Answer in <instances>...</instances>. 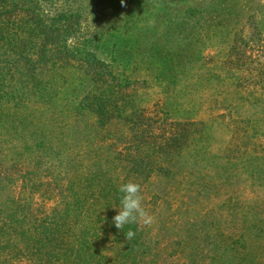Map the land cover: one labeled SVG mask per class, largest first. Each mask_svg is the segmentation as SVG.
Listing matches in <instances>:
<instances>
[{
	"label": "rangeland",
	"instance_id": "1",
	"mask_svg": "<svg viewBox=\"0 0 264 264\" xmlns=\"http://www.w3.org/2000/svg\"><path fill=\"white\" fill-rule=\"evenodd\" d=\"M67 5L81 10V25L71 20L76 33L69 47L96 51L109 63L105 80L117 89L130 82L122 98L129 101L123 116L136 109L143 118L132 126L115 117L102 126L88 110L77 112L71 105L54 112L52 103L33 95L24 97L25 105L8 106L30 114L33 121L25 128L0 127V264H236L234 252H224L227 247L240 241L242 249V242L255 246L264 241V135L250 130L264 115V0H192L167 9L150 1L139 5V0H125L124 5L101 0L42 3L49 17ZM228 10L231 18L223 23L231 36L226 41L217 35L222 26L208 24ZM201 16L203 26L193 28ZM183 22L189 31L176 29L179 37L171 36L168 28ZM137 31L161 44L170 40L176 50L188 45L194 51L166 75L159 64L150 71L148 56L143 60L142 53H123L133 47L130 37ZM100 34L99 40L87 41ZM199 37L202 43H197ZM6 59L0 50V61ZM68 62L57 77L64 80L61 93L54 96L57 104L63 97L73 104L80 94L75 85L92 77L81 55ZM169 80L178 83L174 90L180 112L163 122L159 107L169 95L164 82ZM239 95L247 99L229 106ZM206 135L212 139L203 146ZM173 136L181 140L175 143ZM218 164L230 167L232 178H220ZM130 180L141 185L143 206L154 217L151 227H139L142 242L152 249L135 250V262L119 260V246L126 239L115 241L112 225L119 211L114 207L120 206L114 203L115 189ZM17 203L27 208L24 219L15 222L18 227L34 226L54 212L57 219L67 213L94 227L106 222L110 233L94 250L96 254L103 248L102 256L71 255L51 263L19 253L16 244L21 248L25 241L6 217ZM245 264H264V257Z\"/></svg>",
	"mask_w": 264,
	"mask_h": 264
},
{
	"label": "trees",
	"instance_id": "2",
	"mask_svg": "<svg viewBox=\"0 0 264 264\" xmlns=\"http://www.w3.org/2000/svg\"><path fill=\"white\" fill-rule=\"evenodd\" d=\"M43 1L46 0H0V50L3 51V55L7 57L6 60L0 61V127L3 128H25L28 126V121L31 122L30 114L20 110H11L9 105L21 106L25 105L23 102L25 96H35L39 101L50 102L53 104L54 112L63 108L64 106L71 107L74 105L77 112L88 110L92 114L97 115V123L103 124L112 118H125L132 123V126L139 124L142 120V114H138L135 111L130 116L124 117L123 114L126 112L128 102L122 99L125 96V89L130 86V82H125L122 89H117L114 82L107 83L106 67L108 66L105 60L98 58L96 51H91L89 47L81 48L72 47L68 45L70 37L76 32V22H72V18L77 20V25H81L79 17L81 14L79 10H72L71 5H67L65 8H61L56 11V16L49 17L44 14L42 7ZM102 2H110L117 5L121 0H101ZM146 1L152 2L155 8H172L183 4H190L192 0H139V5ZM98 3V2H97ZM218 9L222 8L221 4H218ZM141 11V10H139ZM225 11V8H222ZM166 12V11H164ZM173 14L172 10L170 11ZM187 9L185 11V14ZM232 10H228L227 13H223L218 16L212 22H209L208 27L214 25L222 26V29L214 28L218 30L217 35H221L223 39L227 41L230 38V34L227 35V30L224 28L226 24L223 22L231 18ZM185 17V16H184ZM65 21V22H64ZM64 22V23H63ZM199 25L193 28H200L203 26V16L199 18ZM208 23V22H207ZM171 24V23H170ZM171 26L168 28L169 31H173L171 36L177 37L178 33L176 29L188 30L189 27L184 28L187 23ZM211 29V28H209ZM189 31V30H188ZM97 33V32H96ZM103 35L100 34L98 38L93 36L87 39V41L99 40ZM251 41L255 40L256 36H250ZM130 42L133 45L132 48L124 50V54H129L133 57L135 54H143V60L145 57H149L151 62L149 69L155 70L156 66L160 65L162 74L166 75L173 71L174 65L177 61L183 58L191 57L193 48L186 46V49L190 52L187 53L185 48L177 49V44H173L168 40V44L158 43L157 40L151 41L146 33L137 31L133 37H130ZM109 42V40H107ZM224 41V40H223ZM190 44L193 41L189 42ZM197 43H202L201 37L198 38ZM235 44L233 49H236ZM240 46L242 44H239ZM114 46V45H113ZM81 55L84 57L91 66V78L88 80H80L74 87L75 90H80L79 99L70 103L68 98H64L61 104H57L54 100V96L57 93H61L63 89L62 78H57L62 75V66L69 63L70 57H78ZM240 55V54H239ZM241 56V55H240ZM139 63L135 62L134 65ZM93 64H98L96 68H93ZM133 65V66H134ZM15 85L13 86V83ZM165 89H168L166 96L160 102L159 112L163 113L165 117L163 122L168 120L170 114H178L180 112L179 103L177 102L175 87L178 85L175 81H164ZM33 85V87H32ZM14 88V89H13ZM173 89V90H172ZM247 98L243 95L236 96L234 100H231L229 106L234 101H242ZM78 102V104H76ZM175 108V110H173ZM259 119H255L250 124V130L253 134L263 133L264 135V115H260ZM216 129H213V133ZM185 133L182 132L184 137ZM212 138L208 135L203 137L204 143H208ZM175 143L180 141L181 138L174 137L170 138ZM204 149V148H203ZM207 152L203 150V154ZM205 157V156H204ZM133 162L136 163L135 160ZM237 166L236 163H232ZM264 164V163H263ZM221 174H226V178H232L230 167L226 164H218L217 166ZM206 168V167H205ZM219 173V172H218ZM229 173V174H228ZM251 175H255L254 171ZM206 177V175H203ZM116 194L113 196L114 203L116 206L120 203L121 193L118 189H115ZM114 205V204H111ZM110 206V205H109ZM26 203H17L15 207L9 210L6 217L10 219L9 224L12 225V230L20 229L18 233L19 238L24 239L25 246L19 248L16 244V249L19 253L29 254L38 260H47V262H55L62 257L67 259L71 255H80L83 258L89 256L95 259L97 256H102L103 248L96 254L94 250L97 249V244H102L105 238L108 237L110 227L105 222L103 227H94L92 223H80L77 218H72L71 214H62L59 219L61 220L58 224V214L54 212L52 218L49 216L41 222H37L34 226L28 225L25 227L15 226L16 220H21L22 215L26 212ZM67 211H69L67 209ZM91 212V211H90ZM88 213V212H87ZM19 216V217H18ZM72 221V223H69ZM264 223V222H263ZM85 224V225H83ZM112 225H114L112 223ZM116 228V227H115ZM129 228L136 231V236L131 241H127L125 246H119V250L122 254L118 256L119 260L132 262L136 261L135 250L146 251L152 248L146 246L142 242V234L139 226L136 224L126 225L123 229L126 232ZM104 229V230H103ZM117 229L113 232L114 239L117 242H121L125 238L124 232ZM101 234L100 240H97ZM66 238H70L71 241H67ZM8 241V240H7ZM1 248H4V243ZM13 241V240H11ZM17 242V240L15 241ZM221 240L215 241L217 246H220ZM239 243L235 246L227 247L224 252H234L235 261L250 262L258 257H264V241L250 246L247 242H242V249H239ZM12 246L13 242H8ZM262 248V249H261ZM143 249V250H141ZM261 249V250H258ZM95 255V256H94ZM88 258V257H87Z\"/></svg>",
	"mask_w": 264,
	"mask_h": 264
},
{
	"label": "clouds",
	"instance_id": "3",
	"mask_svg": "<svg viewBox=\"0 0 264 264\" xmlns=\"http://www.w3.org/2000/svg\"><path fill=\"white\" fill-rule=\"evenodd\" d=\"M125 4V0H121ZM118 191L122 194L120 197L119 211L112 218V223L121 231L126 225L136 224L141 228L151 227L154 223V217L143 206L142 187L139 183L128 181L119 185ZM124 232V231H123ZM127 241L133 240L136 231L129 228L124 232Z\"/></svg>",
	"mask_w": 264,
	"mask_h": 264
}]
</instances>
